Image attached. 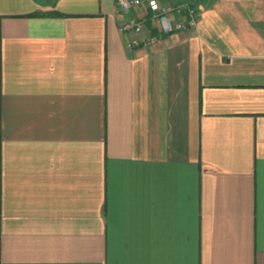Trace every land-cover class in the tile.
<instances>
[{
  "label": "crops",
  "instance_id": "obj_1",
  "mask_svg": "<svg viewBox=\"0 0 264 264\" xmlns=\"http://www.w3.org/2000/svg\"><path fill=\"white\" fill-rule=\"evenodd\" d=\"M165 1L0 0V264H264V0Z\"/></svg>",
  "mask_w": 264,
  "mask_h": 264
},
{
  "label": "built area",
  "instance_id": "obj_2",
  "mask_svg": "<svg viewBox=\"0 0 264 264\" xmlns=\"http://www.w3.org/2000/svg\"><path fill=\"white\" fill-rule=\"evenodd\" d=\"M119 12L127 16L134 8H144L148 12L147 21L157 30V36L131 41L126 48L150 47L157 39L173 32L193 29L197 12L185 4H172L165 0H116ZM175 18V19H174ZM145 18L137 20L124 19L120 22V32L139 33L143 29Z\"/></svg>",
  "mask_w": 264,
  "mask_h": 264
},
{
  "label": "trees",
  "instance_id": "obj_3",
  "mask_svg": "<svg viewBox=\"0 0 264 264\" xmlns=\"http://www.w3.org/2000/svg\"><path fill=\"white\" fill-rule=\"evenodd\" d=\"M189 7H191V6H189ZM191 8H193V7H191ZM195 11H196V9L195 8H193ZM197 12V11H196Z\"/></svg>",
  "mask_w": 264,
  "mask_h": 264
}]
</instances>
